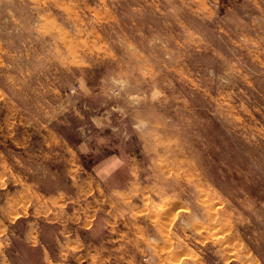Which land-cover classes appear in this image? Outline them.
Returning <instances> with one entry per match:
<instances>
[{"label":"rangeland","instance_id":"1","mask_svg":"<svg viewBox=\"0 0 264 264\" xmlns=\"http://www.w3.org/2000/svg\"><path fill=\"white\" fill-rule=\"evenodd\" d=\"M0 264H264V0H0Z\"/></svg>","mask_w":264,"mask_h":264}]
</instances>
